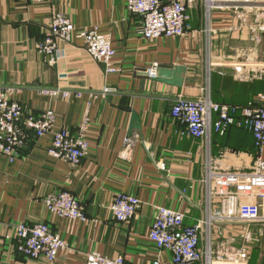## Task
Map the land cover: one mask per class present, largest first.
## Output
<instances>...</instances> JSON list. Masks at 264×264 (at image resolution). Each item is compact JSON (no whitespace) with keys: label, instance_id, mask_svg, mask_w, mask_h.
Here are the masks:
<instances>
[{"label":"crops","instance_id":"crops-1","mask_svg":"<svg viewBox=\"0 0 264 264\" xmlns=\"http://www.w3.org/2000/svg\"><path fill=\"white\" fill-rule=\"evenodd\" d=\"M125 2L0 0V85L13 88L22 115L37 116L50 108L54 130L64 127L71 133L83 117L90 120V149L75 166L47 155L50 133L36 137L23 124L19 158L10 163L0 156V264H85L91 251L149 264L157 255L148 237L155 205L184 212V223L192 225L206 215L207 161L214 171H223L248 170L255 160L248 131L231 128L209 140L181 135L182 125L170 111L178 97L195 99L206 90L213 100L229 104H245L264 91V0H184L185 34L153 40L139 35L142 19ZM55 13L68 16L75 29L95 27L109 35L115 72L96 63L74 35L60 43L55 63H49L37 44ZM159 64L185 66L183 85L148 78L146 70ZM132 111L140 129L130 128ZM128 136L134 144L121 156ZM62 190L77 197L87 221L47 210L44 198ZM119 192L142 201L126 222L116 221L108 208ZM212 203L220 205L217 198ZM19 222L46 223L69 249L61 250L53 263L25 258L16 241L6 238ZM216 226L214 245L221 251L224 232ZM160 257L163 264H172L169 252Z\"/></svg>","mask_w":264,"mask_h":264},{"label":"built area","instance_id":"built-area-1","mask_svg":"<svg viewBox=\"0 0 264 264\" xmlns=\"http://www.w3.org/2000/svg\"><path fill=\"white\" fill-rule=\"evenodd\" d=\"M26 4L41 3L45 0H17ZM128 11L141 17L139 35L146 40L158 37L183 36L187 27V12L184 0H125ZM76 36L82 40L87 54L106 72H115L109 35L100 33L95 27L75 29L71 19L65 14L51 16L44 38L37 44V50L48 62L55 63L61 42H70ZM154 65L146 70L148 78L156 76ZM240 70L239 67L236 68ZM46 92V91H45ZM104 93L109 92L103 89ZM13 88L0 85V156L13 163L20 156L26 132L33 131L36 137L52 135L47 155L63 159L70 165H77L89 152L88 132L90 120L83 117L75 133L62 127L54 130L55 114L46 108L37 116H23L21 105L12 98ZM47 93V92H46ZM49 94V93H48ZM79 93L77 92V95ZM66 96L67 92H63ZM170 115L182 125L181 135L209 140L212 135H223L236 128L251 133L255 160L248 170L214 171L208 160L205 169L206 215L192 225L184 223L185 213L164 205H155L149 230V239L155 245L157 255L149 264H163L162 251L171 254L172 264H215L213 258L214 237L212 229L264 225V91L245 104H229L215 101L208 90L195 99L178 97L171 108ZM134 137L124 139L123 155L134 144ZM219 200L215 208L212 201ZM47 210L68 220L87 221L77 197L68 190L44 198ZM142 201L134 194L116 193L109 209L118 222H126L135 217ZM217 229V228H216ZM244 230H242V233ZM205 237V247L200 248L201 237ZM16 249L25 257L36 259L44 257L53 263L58 253L66 249L68 243L59 235L52 233L44 222L27 224L16 223L11 235ZM244 251L226 254L230 263L246 264ZM222 255L221 251H217ZM224 256V255H223ZM219 259V257L217 258ZM232 259H235L232 261ZM241 262V263H240ZM85 264H131L123 256L108 257L97 251L86 254Z\"/></svg>","mask_w":264,"mask_h":264},{"label":"rangeland","instance_id":"rangeland-1","mask_svg":"<svg viewBox=\"0 0 264 264\" xmlns=\"http://www.w3.org/2000/svg\"><path fill=\"white\" fill-rule=\"evenodd\" d=\"M242 230H244L243 233ZM223 232L225 244L221 250L222 255L217 254L218 248L213 243V258L219 257L220 261L230 263V259L225 257L227 253H231L229 257L232 258L234 252L244 251L243 259L246 264H264V225L229 226Z\"/></svg>","mask_w":264,"mask_h":264},{"label":"water","instance_id":"water-1","mask_svg":"<svg viewBox=\"0 0 264 264\" xmlns=\"http://www.w3.org/2000/svg\"><path fill=\"white\" fill-rule=\"evenodd\" d=\"M186 67L182 65L159 64L156 68V76L153 80L174 87H181L184 83ZM130 128L140 129L138 114L136 111L131 113Z\"/></svg>","mask_w":264,"mask_h":264}]
</instances>
